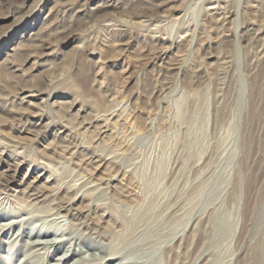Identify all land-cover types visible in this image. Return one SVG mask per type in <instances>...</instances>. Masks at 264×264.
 <instances>
[{
	"label": "rangeland",
	"instance_id": "1",
	"mask_svg": "<svg viewBox=\"0 0 264 264\" xmlns=\"http://www.w3.org/2000/svg\"><path fill=\"white\" fill-rule=\"evenodd\" d=\"M203 4L0 0L1 215L66 237L74 202L84 264H264V0Z\"/></svg>",
	"mask_w": 264,
	"mask_h": 264
},
{
	"label": "bare ground",
	"instance_id": "2",
	"mask_svg": "<svg viewBox=\"0 0 264 264\" xmlns=\"http://www.w3.org/2000/svg\"><path fill=\"white\" fill-rule=\"evenodd\" d=\"M214 1H216L217 3H220V0H201V3L203 4V2L204 3L206 2V4H211ZM204 11L207 12L209 10L204 7ZM225 13H227V11ZM146 16L147 15H144L142 13H138V14L136 13V15L134 17L136 19H138V20H142L140 22L141 23V26H143L145 28H147V26H149V25H152L153 22H159L161 20V18H162V17H159V18H157V19L154 20L152 18V16H147V17ZM146 22H148L149 24L144 25ZM185 31H186V29L183 28V29L180 30L179 33L180 34L181 33L184 34ZM175 39H176L175 37L173 39H171L170 37H168L165 40L164 39H160V41L163 42V45L166 48H169L170 49L171 46H172V43L175 44V41H174ZM156 49H157V47L154 48V50H156ZM154 56H156V55L154 54ZM159 57H160V55H158L156 58H159ZM158 93H161L160 92V89L158 90ZM115 113H116L115 111H111V112L107 111L106 113L104 112V114L102 115V117H100V116L99 117H96V115H95V117L97 118V121H99V122L101 121V122H103V124H105L107 126L108 125V122H110L111 119L113 117H115V115H116ZM68 119L69 120L66 121L67 123L72 124V126H74V127H77V125L74 122L71 121V118H68ZM6 143H9V142H6ZM13 144L14 145H17L19 143H15L14 142ZM6 145L8 146V144H6ZM2 153H4V152L1 151L0 154H2ZM84 155L85 156H88L89 153L88 152L87 153H84ZM92 158H94V156ZM99 158H104V157H102L100 155ZM108 159H110V158H105V160H108ZM23 160L22 161L20 160V161L23 162ZM85 184H87V183H85ZM28 188H30V187H28ZM31 189L32 188H30V191H31ZM5 190H7V188L5 186H3V184L0 182V192L4 193ZM22 193L27 196L25 190H23ZM8 197H10V195H8ZM29 198L30 197L27 196V199H29ZM27 199H26V201H27ZM54 199L56 200V197ZM54 199L50 200V202H49V203H51L53 201L52 202L53 204H50V205H52L51 207H53L55 209L54 212H51L52 210L50 211L52 213V216H54V215L56 216V215H60V214H64V216L71 215V224L73 225L74 228H71L65 234V235H67L66 237H50V234L49 233H45V232H43L41 230H36V229H33V230H29L28 231L23 226L22 221H20V222L19 221H8V218L7 217L5 218L4 215H1L0 214V229L2 227H7L8 226V229L7 230L15 231L14 232V237L13 238L11 237L10 238V241L13 240L14 242H17V240H24L25 239V243H24L25 246L23 245V249L21 248V252H23V257L20 258V261L18 262V264H40L39 263V261H40L39 260V256L49 255L50 251L55 252L53 254V256H52V258H53V260H55V262L50 263V264H66L71 258H72V261H70L67 264H84L85 263V259L82 258V257L73 259V256L74 255H79L80 254V251H84V249L82 247H80V249L79 248H75L74 247V244H76L77 239H80L84 235L85 231L87 233H89L92 230H95L96 231L97 230V227H95L94 225L90 224V222H87V221L83 222V221H81L80 218H79V215H77V213H71L70 212L71 206L74 204V202H72V204L70 202H67L66 203L62 197H60V198L58 197L59 200H57V201H54ZM20 201L25 202V200H22V199ZM176 208H177V206L174 208V210ZM48 212H49V210H48ZM54 219H59V218L57 217V218H54ZM201 222L202 221H198V223H201ZM17 223H18V225H17ZM76 224H77V228H75V225ZM16 226H17V231H16V228H15ZM162 241H163V239H158L156 242L154 240H151V242L154 243V244L161 243ZM65 243H69L68 248H62V246ZM165 243H166V241L163 242L162 244L165 245ZM183 246H185V244ZM183 246H181V247H183ZM10 248L12 250V247H10ZM99 251L101 253L104 252L103 246L101 248L99 247ZM61 252H62V254H58V253H61ZM93 255H97L96 257L99 258V259H101L102 261H104V260H110L111 261V264H112V261L114 262V260L116 258H118L114 252L111 253V254H107V255L106 254H103L102 255L100 253H95ZM165 255H166V257H165L166 258V262H168V263L176 260V256L177 255L175 253L171 254V252H169L167 254V251H166V254ZM120 260L121 261H117L115 264H127V263H125L126 262L125 261L126 260L125 257H124V259H120ZM130 264H133V263H130Z\"/></svg>",
	"mask_w": 264,
	"mask_h": 264
}]
</instances>
